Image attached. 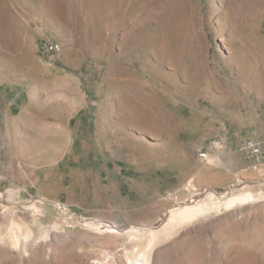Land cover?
Returning <instances> with one entry per match:
<instances>
[{
  "label": "rangeland",
  "instance_id": "1",
  "mask_svg": "<svg viewBox=\"0 0 264 264\" xmlns=\"http://www.w3.org/2000/svg\"><path fill=\"white\" fill-rule=\"evenodd\" d=\"M246 139L264 0H0V264H264Z\"/></svg>",
  "mask_w": 264,
  "mask_h": 264
},
{
  "label": "built area",
  "instance_id": "2",
  "mask_svg": "<svg viewBox=\"0 0 264 264\" xmlns=\"http://www.w3.org/2000/svg\"><path fill=\"white\" fill-rule=\"evenodd\" d=\"M39 51L42 52V58L46 63L55 65L60 57L62 48L59 43L48 40L41 45ZM240 151L255 158L258 162H264V149L257 139L242 141Z\"/></svg>",
  "mask_w": 264,
  "mask_h": 264
},
{
  "label": "bare ground",
  "instance_id": "3",
  "mask_svg": "<svg viewBox=\"0 0 264 264\" xmlns=\"http://www.w3.org/2000/svg\"><path fill=\"white\" fill-rule=\"evenodd\" d=\"M41 55H42V52H41ZM42 57V56H41Z\"/></svg>",
  "mask_w": 264,
  "mask_h": 264
}]
</instances>
